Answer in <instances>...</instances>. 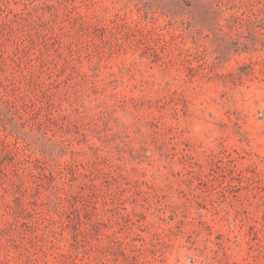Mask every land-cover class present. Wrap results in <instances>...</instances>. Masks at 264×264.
I'll list each match as a JSON object with an SVG mask.
<instances>
[{"label": "rangeland", "instance_id": "1", "mask_svg": "<svg viewBox=\"0 0 264 264\" xmlns=\"http://www.w3.org/2000/svg\"><path fill=\"white\" fill-rule=\"evenodd\" d=\"M0 264H264V0H0Z\"/></svg>", "mask_w": 264, "mask_h": 264}]
</instances>
